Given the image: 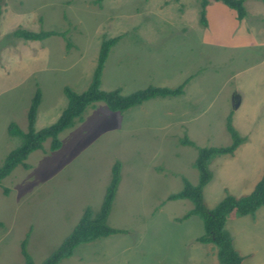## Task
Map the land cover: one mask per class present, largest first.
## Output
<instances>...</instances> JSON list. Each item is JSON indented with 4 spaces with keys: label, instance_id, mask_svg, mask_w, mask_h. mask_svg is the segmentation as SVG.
I'll list each match as a JSON object with an SVG mask.
<instances>
[{
    "label": "rangeland",
    "instance_id": "obj_1",
    "mask_svg": "<svg viewBox=\"0 0 264 264\" xmlns=\"http://www.w3.org/2000/svg\"><path fill=\"white\" fill-rule=\"evenodd\" d=\"M236 10L209 0H1L0 165L20 144L9 122L26 131L36 87L42 92L36 130L52 124L67 104L63 88L80 93L91 82L101 43L120 36L101 74V88L122 94L149 85L175 88L125 111L95 102L32 151L0 181V264H24L21 243L35 264L51 255L86 209L97 214L120 162V180L107 216L119 230L77 245L57 264H221L189 199H168L199 181L198 150L230 145V119L243 138L233 154L209 161L206 209L224 197L249 194L264 173V1ZM16 29L63 32L43 40ZM7 189V192H5ZM225 230L243 264H264V205L229 216Z\"/></svg>",
    "mask_w": 264,
    "mask_h": 264
},
{
    "label": "trees",
    "instance_id": "obj_2",
    "mask_svg": "<svg viewBox=\"0 0 264 264\" xmlns=\"http://www.w3.org/2000/svg\"><path fill=\"white\" fill-rule=\"evenodd\" d=\"M214 1L221 2L229 8L236 10V17L238 20L244 18L245 11L242 5L244 0ZM96 2H100V0H96ZM208 3L209 0H201L202 9L200 11V21L203 25L206 24L204 8ZM63 34V32L50 30L30 31L27 29H16L14 31L16 37L25 40H43L51 35L63 36ZM119 37L120 36H115L102 41L97 56V63L88 87L82 92L77 93L70 87L65 86L63 88L67 98L65 108L52 124L38 130L34 128V124L36 111L41 102L42 92L39 87H36L27 111L26 131L20 129L14 122H9L7 126L8 134L19 137L21 141L16 148L9 151L0 165V181L9 175L18 165H22L26 168L27 164L25 160L28 155L34 150L41 149L43 147V142L48 138L51 139L50 147L52 150L60 148L61 142L58 139V134L62 130L70 127L75 120H81L84 111L95 102H104L111 111L122 112L130 107L140 105L143 101L150 98L157 96L173 97L183 94V87L189 80L188 78L175 88L149 85L127 94H122L120 88L109 90L102 89L101 74L104 63L111 47L118 41ZM226 128L232 139L230 145L199 149L195 160V166L199 172L198 183L192 185L187 180H184L182 189L177 193L170 194L168 199L186 198L192 202L193 208L189 210L183 218H187L190 215H199L202 218L205 235L201 236L199 240L215 244L217 258L221 264H243L245 257L234 247L233 239L225 230L224 223L229 216L253 214L258 207L264 205V173L249 194L240 197L227 195L213 209L209 210L205 208L203 202V186L211 178V172L208 168L210 159L218 154H233L243 141V138L234 128L230 119L227 121ZM111 171L112 176L98 213L92 216L91 210L86 209L72 232L63 240L60 246L40 264H57L63 257L71 256L74 248L80 243L89 242L98 237L107 236L119 231L109 226L106 220L120 180V162L115 161ZM5 192H7V189H5ZM25 244L26 240H23L21 243V253L25 260L24 264H35L28 254Z\"/></svg>",
    "mask_w": 264,
    "mask_h": 264
},
{
    "label": "crops",
    "instance_id": "obj_3",
    "mask_svg": "<svg viewBox=\"0 0 264 264\" xmlns=\"http://www.w3.org/2000/svg\"><path fill=\"white\" fill-rule=\"evenodd\" d=\"M244 19H241L240 23H243Z\"/></svg>",
    "mask_w": 264,
    "mask_h": 264
}]
</instances>
